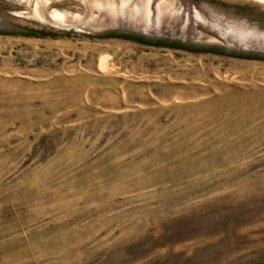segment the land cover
<instances>
[{
    "label": "rangeland",
    "instance_id": "374dc122",
    "mask_svg": "<svg viewBox=\"0 0 264 264\" xmlns=\"http://www.w3.org/2000/svg\"><path fill=\"white\" fill-rule=\"evenodd\" d=\"M0 264H264V2L0 0Z\"/></svg>",
    "mask_w": 264,
    "mask_h": 264
},
{
    "label": "trees",
    "instance_id": "16d2710c",
    "mask_svg": "<svg viewBox=\"0 0 264 264\" xmlns=\"http://www.w3.org/2000/svg\"><path fill=\"white\" fill-rule=\"evenodd\" d=\"M27 35L40 36L41 33L36 31V30H32L31 32H28ZM112 35H115L117 37H122V38H125V39H129V40H135V41L146 43V44H153V45H157V46L171 47V48H175V49H185V50H189V51H197V49L193 48L190 45L184 44L182 42H168V40L151 41V40L145 39L144 37L136 36V35H133V34L132 35L131 34H112ZM201 51H210V52H215V53H223V52H221V50H216L214 48H209L208 50H201ZM239 57L250 58V59H255L256 58V56H251V55H248V54H243V55H241Z\"/></svg>",
    "mask_w": 264,
    "mask_h": 264
},
{
    "label": "bare ground",
    "instance_id": "6f19581e",
    "mask_svg": "<svg viewBox=\"0 0 264 264\" xmlns=\"http://www.w3.org/2000/svg\"><path fill=\"white\" fill-rule=\"evenodd\" d=\"M261 1H263V2H264V0H261ZM35 6H36V5H35ZM36 7L38 8V6H36ZM36 7H35V9H36ZM35 9H34V10H35ZM38 9H39V8H38ZM35 11H36V10H35ZM37 13H39V12L37 11Z\"/></svg>",
    "mask_w": 264,
    "mask_h": 264
}]
</instances>
